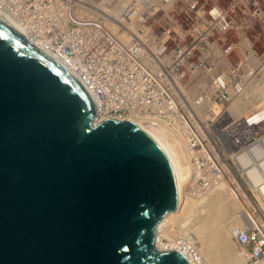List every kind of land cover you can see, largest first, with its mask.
<instances>
[{
  "label": "water",
  "instance_id": "water-1",
  "mask_svg": "<svg viewBox=\"0 0 264 264\" xmlns=\"http://www.w3.org/2000/svg\"><path fill=\"white\" fill-rule=\"evenodd\" d=\"M0 14V264H188L156 247L173 167L130 118Z\"/></svg>",
  "mask_w": 264,
  "mask_h": 264
},
{
  "label": "built area",
  "instance_id": "built-area-1",
  "mask_svg": "<svg viewBox=\"0 0 264 264\" xmlns=\"http://www.w3.org/2000/svg\"><path fill=\"white\" fill-rule=\"evenodd\" d=\"M0 8L19 10L33 23L32 36L46 37L38 43L22 30L64 58L90 90L96 113L160 124L192 166L204 162L212 145L230 149L229 99L242 95L250 77L264 85V0H0ZM233 129L245 132L242 122ZM255 131L242 143L249 141L250 152L255 135L264 136V128ZM257 186L264 203V184ZM235 242L245 264L264 259V225L240 228Z\"/></svg>",
  "mask_w": 264,
  "mask_h": 264
},
{
  "label": "bare ground",
  "instance_id": "bare-ground-1",
  "mask_svg": "<svg viewBox=\"0 0 264 264\" xmlns=\"http://www.w3.org/2000/svg\"><path fill=\"white\" fill-rule=\"evenodd\" d=\"M0 14L13 23L25 37L26 35L24 33H26L31 40H35V42L42 44L46 43V37L35 38L32 36L30 30L31 28L33 29V23L24 20L23 13H20L19 10L7 12L0 8ZM10 14L14 15L13 18ZM41 28L42 25L39 24L38 31L42 32ZM197 55H204V48H197ZM55 57L63 63V57ZM66 69L69 70L67 66ZM250 76L252 75L249 74L247 78ZM77 77L81 80L80 76ZM251 78L252 77L248 79L241 89L242 95L239 94L236 97L230 98L227 105V110L230 113V118L227 122H229L228 125H230L229 128H231V131L226 135L225 144L230 146V149L223 150L222 148H215L212 145V151L209 149L203 152L205 160L199 166L195 165V162L194 166L189 163L187 151L184 150L179 142L171 136L168 131H165L166 129L160 124L157 126L145 127L137 123L148 131L164 149L173 167L176 178L178 194L176 207L166 213L158 223L156 229V247L158 249L175 248L180 250L187 257L188 264H245V260L241 252H239L237 245L235 247L233 244V239H235L240 229L239 226H235V223L238 222L240 218L237 219V216L233 214V209L237 207L236 200L233 199L230 192L226 189L227 185H224L223 182L227 181L232 191L238 195L240 193L246 196L249 195L254 202L256 201L254 206L260 208V205H262L261 202L263 201L261 200L260 202L258 198L259 186L257 185L264 184V145H262L264 143V136L257 137V135H255L256 139L254 138L255 141L253 144L256 145L251 146V152L247 151L250 150L249 147H246L248 146L247 144L245 146L242 144L248 135H251L250 131L252 128L256 130L255 132H260L264 128V85L262 84V80L260 82L257 79ZM84 83L86 86L91 87L90 84L86 82L85 78ZM89 94L92 98V94L90 92ZM105 112L112 115L110 110H106ZM106 116L108 115L98 111L95 114L93 122L102 120ZM238 122L243 123V131L245 132H241L242 136L240 131H234L233 129V126L238 124ZM215 132V136H219L221 139L223 131L217 129ZM257 141L261 144L259 145ZM232 148H236V151H231ZM218 152L221 154L224 152L228 153L221 160L218 159L216 155ZM197 155L198 154H196V156ZM228 156L234 161L233 164L235 168L232 167L230 160L227 159ZM247 163L252 165L253 170L248 169L249 165ZM259 174H261V176H259ZM240 176L245 178L247 184L253 188L251 194H247V189L240 180ZM200 177L204 179L202 181L203 183H201L202 186L196 184ZM192 186H195L196 188L194 187V189L198 191V194H201L200 198L195 199V203L201 206V203L205 201L203 213H200L199 216L196 215L197 218L193 224H188L186 235H183L184 233L180 235L170 233L169 236L165 227L169 225L171 219L178 222L176 225H183L187 222L189 210L192 205L189 196V189ZM259 210L260 209H258L257 212ZM259 216L264 219V214L263 216L259 214ZM180 220L181 223H179ZM164 234L170 237V243L168 245H162L160 243V236ZM189 234H191V236ZM232 237H234L232 239L233 242L230 239ZM234 243L236 244V242ZM254 264H264V259Z\"/></svg>",
  "mask_w": 264,
  "mask_h": 264
},
{
  "label": "rangeland",
  "instance_id": "rangeland-1",
  "mask_svg": "<svg viewBox=\"0 0 264 264\" xmlns=\"http://www.w3.org/2000/svg\"><path fill=\"white\" fill-rule=\"evenodd\" d=\"M237 56L236 55H233V57L231 58L232 60H237ZM259 74H257V77H258ZM263 77H264V74H262ZM262 77V78H263ZM249 143V141H246V144ZM236 148H232L231 151H236L235 150ZM228 152H224V153H219L216 154L218 159H223L225 157V155H227ZM230 155V154H228ZM228 160H230V164L232 165V167L235 168V165L233 164V160L230 159V156L227 157ZM247 161H250V160H247ZM249 165L248 169H252L253 170V167L250 163H247ZM259 176H261V174H259ZM240 180L242 181V183L244 184V186L246 187L247 189V194H251L252 193V189L251 186H249L245 180V178H243L242 176H240ZM203 183L201 180L197 181L196 184L199 185V186H202ZM224 185H227L226 186V189L230 192L231 196L233 197L234 200H236V204H237V207L235 209H233V214L237 216V219L238 222L235 223V226H239L240 228H248V227H251V226H258L259 225H264V222H262L263 219L261 218H258L259 217V214H261L263 216L264 214V203H262V205H260V208H258V206H254V202L250 197L249 195L246 196V195H243V194H237L235 193L234 191H232V189L230 188V184L225 181L223 182ZM195 186H192L190 189H189V196L191 198V201H192V205H191V208H190V212H189V217L187 218V222L183 225H176L178 222L176 220H173L171 219L169 221V225H167L165 228L167 229L166 231L168 232V235L170 236V233L171 234H174V235H180V234H183V235H186V232H187V226H189L188 224H193L194 221L196 220L197 216H199L200 213H203V209H204V204H205V201H203L201 203V206L197 205V203H195V199L197 198H200L201 197V194L199 193L198 194V191L196 189H194ZM196 188V187H195ZM191 193V195H190ZM251 199V200H250ZM194 201V203H193ZM260 204V203H258ZM197 208V209H196ZM199 208H200V212H199ZM260 209L258 212L257 210ZM263 211V212H262ZM193 212V213H192ZM255 214V215H254ZM196 217H195V216ZM193 216V217H192ZM195 217V218H194ZM242 217V218H241ZM178 219H181V218H178ZM175 221V222H174ZM240 221V222H239ZM264 221V220H263ZM179 223H181V220L179 221ZM234 225V224H233ZM245 226V227H244ZM248 226V227H247ZM170 230V231H169ZM179 233V234H178ZM188 234V233H187ZM167 234L165 235H161L160 236V243L162 245H168L170 242H169V236ZM191 236V234H189ZM163 236V237H162ZM162 238V239H161ZM234 237L230 238L231 241ZM195 240V239H194ZM233 241L235 242V239H233ZM232 241V242H233ZM233 242L234 246L236 247V244Z\"/></svg>",
  "mask_w": 264,
  "mask_h": 264
}]
</instances>
